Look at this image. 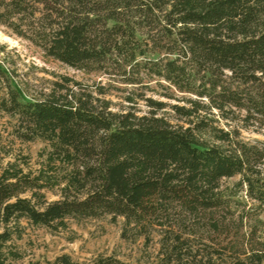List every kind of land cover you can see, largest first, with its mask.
<instances>
[{"label": "trees", "instance_id": "obj_1", "mask_svg": "<svg viewBox=\"0 0 264 264\" xmlns=\"http://www.w3.org/2000/svg\"><path fill=\"white\" fill-rule=\"evenodd\" d=\"M104 13L120 25L114 46L92 32L91 15ZM0 25L79 70L116 49L132 70L143 66L191 96L173 107L184 120L174 124L156 112L115 111L103 87L69 77L33 95L0 43V115L15 121L19 140L47 142L51 161L68 167L58 182L15 164L0 174V264L22 259L15 241L24 222L57 230L105 215L125 219V240L148 246L157 234L161 264H218L217 250L202 253L197 242L215 245L227 222L243 226L223 187L237 176L250 213L264 214V151L218 125L264 128V0H0ZM57 185L60 198L49 201L43 190ZM241 255L233 264H264L248 246ZM53 264L83 263L62 255Z\"/></svg>", "mask_w": 264, "mask_h": 264}, {"label": "rangeland", "instance_id": "obj_2", "mask_svg": "<svg viewBox=\"0 0 264 264\" xmlns=\"http://www.w3.org/2000/svg\"><path fill=\"white\" fill-rule=\"evenodd\" d=\"M97 16L90 17L92 32L108 46H114L117 40L119 42L120 25L106 20V13ZM0 43L8 47L10 66L15 68L17 79L30 94L48 90L61 77H69L86 85L103 87L107 92L104 98L112 101V109L115 111H133L139 115L156 112L174 124L184 123L173 107L185 105L186 99L191 96L150 75L143 66L132 70L116 49L101 63L79 70L46 57L40 48L19 38L2 25ZM138 61L140 64L144 62L142 58ZM160 103L164 104L162 109L158 108L157 104ZM14 123L7 115H0V174L11 164H15L24 172L33 175L44 172V176L50 178L51 182H58L66 174L67 165L51 161L52 149L47 142L19 140L13 132ZM218 125L238 130L243 141L257 145L264 151V128L245 125L241 119L221 121ZM257 171L258 176L264 178V164ZM239 180V176L226 179L223 187L227 188L226 194L231 198V212L236 217L244 216L243 226L238 221L227 222L228 229H225L221 237V230L215 233V237L219 238L215 245L205 247V243L197 242L202 253L217 250L221 256L218 264H233L237 258L244 259L241 255L244 246L264 254V214L256 216L250 213L253 203L244 191L238 192L236 189L235 184ZM43 192L49 201L60 198L59 185L44 189ZM225 215L231 217L229 212ZM23 224L25 233L22 239L15 241L17 250L23 256L14 264H53L62 255H69L74 261L83 264H92L98 259L109 257L118 260L119 264H161L158 257V235L153 236V241L148 246L143 237L136 241L123 239V217L114 219L111 215H105L99 218H70L66 227L57 230L33 226L27 222Z\"/></svg>", "mask_w": 264, "mask_h": 264}]
</instances>
